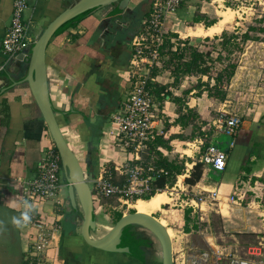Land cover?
Segmentation results:
<instances>
[{"label":"crops","instance_id":"1","mask_svg":"<svg viewBox=\"0 0 264 264\" xmlns=\"http://www.w3.org/2000/svg\"><path fill=\"white\" fill-rule=\"evenodd\" d=\"M151 1L132 0L126 10L116 11V4L90 12L76 27L67 28L54 35L47 46V78L52 107L63 135L66 131L69 135L71 133L74 135L73 138L70 137L69 142L65 135L64 137L79 158L88 181L96 177L100 169H112L113 165L126 158L117 146L114 136L117 127L111 123V116L125 100L128 91L127 68L130 40L139 28L141 20L148 14ZM214 1L183 0L169 25L178 27L180 24L192 21L206 30L218 23L220 11L225 10L213 12L209 6ZM71 3L72 0H27L28 8L24 13L23 21L32 42L42 28ZM12 6L13 0H0V44L10 23ZM196 19L199 22H196ZM213 20L215 22L212 25L208 27L205 25L206 22ZM228 23L230 21L222 24L220 32L212 36L195 37L219 38ZM181 34L186 39L192 37L191 35L184 37V32ZM172 45V49H175L180 43L175 41ZM19 64L23 65L18 60L6 61L0 52V264L23 263V248L34 230L18 228L12 223V218L19 215L20 208L13 205L21 201L23 182L35 176L37 163L49 139L46 124L28 85L13 84L21 78L15 71ZM155 75L157 87H162L170 93V96L164 97L162 101H157L154 121L156 130L163 131V128L168 125L167 130L162 134L165 138L171 134L184 136V138H173L169 143L171 149L162 151H165L167 155H176L177 153L173 154L171 151L173 144L175 142L183 144L187 141L183 133L188 127L191 128V135L192 125L184 128L175 123L179 115L178 109L181 108L185 112L184 108L187 105L195 114L193 124L196 125L197 119H200L201 124L208 127L210 125L208 128L210 138L204 142H208V146L219 145L222 148L225 146L223 150L227 153L224 171H218L207 165V168L203 169L200 182L191 187V190L196 188L197 191L216 190L218 200L202 203L200 210L190 208V216L196 221L199 218L203 219V216L209 219L208 214L213 211L219 214L224 222L232 224L234 229L240 228L236 232L257 233L259 229L257 208L264 205L260 202L264 192V105L251 104L254 108L248 109L244 116L240 112L237 113L242 117V124L231 146L232 137L225 134H211V122L214 118L210 116L209 105L215 101V98L208 95L204 85L201 88L197 86L198 80L202 83L209 82L207 75L186 74L176 79L172 71H168L164 76L160 68ZM187 77L196 78V85H190ZM210 82L212 85L213 80ZM176 99L181 103H177ZM225 102L221 103L218 112L225 111L231 114L237 112L229 110L228 107V109L225 108ZM197 127L200 131L203 130L202 132L206 131V126ZM111 131L114 134H111ZM197 135L193 139H196ZM204 135L207 134L204 132ZM221 135L227 138L223 139ZM254 147L257 150L256 154L252 153ZM179 149L178 151L183 153L181 156H186L184 157L185 167L183 172L176 176L175 185L183 186L193 167L191 159L199 150ZM186 163L190 166L188 175L184 173ZM62 180L65 182L63 176ZM238 191L249 193L246 204L237 205L228 201V197L235 195ZM62 196L64 204L61 207L54 206L50 202L40 205V212L48 222L52 223L56 216H60V232L56 234L54 249L49 252L51 264H161V259H149L148 248H145L146 259L140 260L131 254L110 253L107 255L106 252L86 245L80 237V226L77 227L81 215L65 210L66 187L62 191ZM107 199L111 200L114 197L95 201L94 213L99 215L98 217H101L100 214L106 209L104 206L107 204L104 200L107 201ZM110 207L114 209L113 206L110 205ZM106 210L107 214L104 216L105 220H108L110 210ZM116 212L121 211L113 213L114 221L110 223L107 221L104 225L106 231L98 237L108 232L117 221ZM166 218L169 224L177 222L180 229L178 232L182 233L179 238L187 240L194 228L190 225V231H184V212L182 219L173 215H167ZM137 232L140 233V231ZM205 240L215 251V255L218 253L222 256L225 246L216 244L212 236L205 237ZM181 249L183 248H180L178 252ZM172 254L173 264H178L179 255H175L174 243H172ZM214 262L216 263L213 264H217L218 260Z\"/></svg>","mask_w":264,"mask_h":264},{"label":"built area","instance_id":"2","mask_svg":"<svg viewBox=\"0 0 264 264\" xmlns=\"http://www.w3.org/2000/svg\"><path fill=\"white\" fill-rule=\"evenodd\" d=\"M182 1L152 0L148 14L141 20L139 28L131 37L127 68L128 91L125 100L111 116V123L117 127V132L114 134L111 131V134H114L117 146L126 158L113 165L112 169H100L96 177L89 181L94 204L98 199L114 197L119 201L120 207L129 208L130 202L161 190L154 188L153 181L159 174L166 172L151 162H141V154L158 133L163 134V131H157L154 125L157 111L154 85L157 80L153 72L162 67V47L165 41L168 39L171 43L179 41L176 34L183 38L177 25H169ZM27 8V0H13L10 23L0 44V52L6 61L17 60L21 54L27 56L32 45L23 21ZM241 124L242 117L239 114L220 111L212 120L211 128L214 133L232 137L233 141L230 145L233 146ZM47 137H49L48 143L42 150L35 176L22 184L21 201L33 206L30 222L24 227L34 230L24 245L22 264H51L49 252L55 247L53 243L61 227L60 216H56L54 222L50 223L40 212V205L45 202H50L54 206H63L62 191L67 187L61 176L59 153L48 131ZM188 144L199 150L204 144V139L199 137ZM201 160L218 171H224L227 153L219 145H211L206 148ZM189 169L190 166L186 163V175ZM244 198L245 192L238 191L228 197V201L242 205ZM217 200L216 190H202L194 192L185 205L186 208L200 210L202 203ZM257 209L264 230V205L258 206ZM21 211L22 209L19 208V214ZM179 252L178 264H208L209 253L206 250L201 251L190 246ZM253 255L251 252L243 256L236 253L227 254V264H263L262 260L254 258ZM216 256L215 261L219 260L221 255L217 253Z\"/></svg>","mask_w":264,"mask_h":264},{"label":"rangeland","instance_id":"3","mask_svg":"<svg viewBox=\"0 0 264 264\" xmlns=\"http://www.w3.org/2000/svg\"><path fill=\"white\" fill-rule=\"evenodd\" d=\"M209 7L213 10V12L214 10H223L227 7L235 11V13L233 14L234 17L232 21H230V23H228V25H226L225 27L229 32L235 31L236 33H242L246 30L249 25H261L259 24V20L264 17V0H215L212 4H210ZM221 12L222 11H220V13ZM196 26L197 25L192 21H188L186 23L180 24L177 29L182 33H185L188 28H194ZM253 34L254 33H252V35ZM176 35L177 38H179V41H181V43L184 41L188 42V45L186 47H194L204 52H210L212 59H215L219 51L222 52V55H227V53L220 46V42L218 39H204L203 37H195L191 35L192 37H188L187 39L184 38L185 40H183V38L179 37V34ZM260 36L263 37L262 41H249L247 43H242L241 40H237L239 43V48H230L234 51L231 60L237 62V69L231 80L225 82L222 86V91L226 94L225 100L219 101L215 99V101L212 102L211 105H209V112L212 118H215L219 114L218 109L221 106V103H224L226 100L227 102H225V108L228 107L229 110H233V112L237 111L236 113L240 112L243 116L248 109L254 108V106L251 104L264 105V34H260ZM190 52L191 51L188 49L185 53V57L187 60L190 58ZM166 57L167 56H165L164 59H166ZM226 63H228V60L222 59L221 61H216L213 65H211L210 76H215L221 69H223ZM172 67L173 66H171V68H165L163 66L162 60V67L160 68V70L164 72V76H166V73L168 71H171ZM187 79L190 85H196V78L187 77ZM186 98L187 97L185 96V99ZM196 125L200 127L206 126V131L204 132L207 135H197V138L203 137L204 141H208V139L210 138V136H208L210 135L208 134L210 133V130L208 129L210 128V125L208 127L207 125L201 124L200 119H197ZM190 132L191 128L188 127V129L185 130V132L183 133L186 135L185 140L187 141H185L183 144L175 142L172 146L171 151H173V154L177 153L176 155H179L181 159H185L184 157L186 156H181L183 155V153L181 151H178L180 150L179 148H189L191 150L196 149V147L189 146L188 144L193 143L195 140L187 139V137H189L190 135ZM212 133L214 134V131L211 129V134ZM221 137L223 139L227 138L225 135H221ZM223 147L225 148V146ZM202 153L203 151L200 148L199 152H196L191 160H197L199 155H201ZM175 184L172 187H168V189H165L166 191H168V195L166 193L165 194L170 197L168 203L163 205L162 209L153 212L152 215H154L157 219L165 220L166 226L172 229L173 236L171 239L172 243H174L176 256L180 254V252H178L180 248L186 250L193 245L201 251H208V264L216 263L214 262V260L217 259L215 251L212 250V248L209 246V244H207L205 240V237L212 236L214 237V241L216 244L226 247L224 248L225 250H223V254L218 260L217 264H227L226 255L229 253H236L243 256L248 255L249 252L254 254V258L262 260L264 264V230L262 227V221L261 217L259 216V213L257 214V223L259 224V229H257V233H253L250 231L236 232V230L240 228L234 229V226L232 224H230L229 222H224L219 214H216L215 212L211 211L208 214L209 219H207L206 216H203V219L199 218V220L197 221L198 228L191 230L190 236L187 238V240H181L179 237L182 235V233L178 232L180 229L177 225V222H175L174 224H169V221L166 216L173 215L174 217L182 219L184 209L187 207L185 205V202L187 201V199L191 198L193 193L197 190L196 188L195 190H191V187L187 186L186 183H184L183 186L182 184L179 186H176ZM104 203L107 204L104 206V208L110 210V218H108V220H105L106 217L104 216V214H107L106 209V211L104 210L102 214H100L101 217H98L99 215H96L97 229L92 233L93 237H98L106 231L104 225L107 224V221L109 223L114 221L113 213L115 211H121L122 213L127 214L133 210L132 208H127L126 206L120 207V203L116 198L111 200L107 199V201L104 200ZM108 204L113 206L114 209H112ZM195 215L197 214L195 213ZM135 229L137 231H140V233L144 234L151 240L152 244L148 248V253L150 255L149 259H161V246L157 238L143 227L135 226ZM108 254L110 253H107V255Z\"/></svg>","mask_w":264,"mask_h":264},{"label":"water","instance_id":"4","mask_svg":"<svg viewBox=\"0 0 264 264\" xmlns=\"http://www.w3.org/2000/svg\"><path fill=\"white\" fill-rule=\"evenodd\" d=\"M132 0H72V3L52 18L32 42L28 55H19L22 62L15 71L21 76L15 84L26 83L38 107L47 130L60 156L61 174L67 183V200L65 210L79 213L81 220L80 237L84 243L96 250L106 253L129 254L128 246H121L123 230L128 225L140 226L151 232L161 246V264H173L172 240L167 229L153 215L133 211L123 214L101 237L95 238L92 233L97 229L94 213L93 193L86 178L85 170L72 148L66 141L59 125L56 113L49 96L46 49L56 31L68 20L86 12L116 5L120 10H126Z\"/></svg>","mask_w":264,"mask_h":264},{"label":"trees","instance_id":"5","mask_svg":"<svg viewBox=\"0 0 264 264\" xmlns=\"http://www.w3.org/2000/svg\"><path fill=\"white\" fill-rule=\"evenodd\" d=\"M119 8L117 6L116 11H118ZM91 11H86L70 20L65 22L55 33L59 34L61 31L67 29V28H73L76 27L87 14H89ZM199 19V18H197ZM196 19V22H199V20ZM215 22L209 21L206 22L205 25L208 27L212 25ZM259 24L261 25H249L245 31L242 33H236L235 31L229 32L226 28L223 29V31L220 34V37H215V39L219 40V44L222 47V49L227 53V55H222V52L219 51L215 59H212L210 52H204L201 50H198V48L194 47H186L188 45L187 41L182 42L183 45H178L175 49H172L173 45L171 41L166 40L163 47H162V60H163V66L165 68H171L172 67V73L174 77L177 79L178 76H184L186 74H195V75H207L208 76V83H202L200 80H198V88H201L203 85L206 87V90L208 92V95L211 97H214L215 99L219 101L225 100L226 94L222 91V86L225 82H228L232 76L235 74V71L237 69V62L232 61L231 57L234 54V51L230 48H239V43L237 40H241L242 43H247L249 41H262V38L260 34H264V17H262L259 20ZM262 22V23H261ZM252 33H254L252 35ZM174 36H176L174 34ZM181 43V41H179ZM190 50V58L186 59V51ZM166 59H164V57ZM209 59V60H208ZM222 59L228 60V63H226L214 77L210 76V69L211 65H213L216 61H221ZM209 62V64H208ZM158 69H155L153 72V75L157 74ZM210 80H213V84L211 85ZM158 85H154V93L156 96L157 101H162L164 97L170 96L168 91L164 90L162 87H157ZM177 103H181L180 100L176 99ZM185 112L181 108L178 109V118L175 120V123L180 124L182 127L186 128L188 125H192V133L189 140H192L197 134L201 136H205L204 132L200 131L199 127H197L195 124H193L195 120V114L194 112L185 105L184 108ZM166 125L163 128V131L167 130ZM197 130V131H196ZM66 136L68 142L70 137L73 138L74 135L71 133L68 134V131L64 133ZM181 137L184 138V136H176V135H169L168 138H165L162 134L158 133L157 136L149 142L144 151L141 154V162L148 163L151 162L157 167L161 168L163 171L166 172V174L161 173L159 176L153 181L154 188L161 189L160 191L164 190L165 187H172L176 182V176L181 174L183 172V169L185 167V161L184 159H181L179 155H167V153H164L162 150H170V141L173 138ZM257 147V144L255 145ZM208 147V142H204L203 146L201 147L203 153ZM253 149V154H256L255 148ZM199 155L197 160L193 161V167L190 172L189 177L185 179V183L187 186L192 187L195 186L197 183L200 182L202 175H203V169L207 168V165L204 164L201 160V156ZM252 155V154H251ZM249 170V169H248ZM155 193L152 192L151 195L142 197L143 199H150ZM249 193L245 194L244 198V204H246L249 200ZM262 204H264V192L261 197ZM134 211V210H132ZM191 209L185 208L184 209V219H185V225H184V231L189 232L190 231V225L192 228L197 229V221L190 216ZM122 216L121 212L115 213V219L118 220ZM151 240L143 235H141L139 232L136 231L135 226L128 225L123 230L122 235V241L121 246H128L130 249L129 254L136 256L140 260L146 259V250L145 248H149L151 246Z\"/></svg>","mask_w":264,"mask_h":264},{"label":"bare ground","instance_id":"6","mask_svg":"<svg viewBox=\"0 0 264 264\" xmlns=\"http://www.w3.org/2000/svg\"><path fill=\"white\" fill-rule=\"evenodd\" d=\"M234 13H235V11L233 12L230 8H227L220 13V19H219L217 24L210 26L206 30H203V28L201 26H198V25L194 28L193 27L188 28V30H186V32L184 34V37H186L187 35L212 36V35L220 32L222 24L227 23L228 21H232ZM180 178H182V177H180ZM167 192L168 191H166V190L158 191L150 199L138 198V199L134 200L132 203H130L129 207L134 209L138 213H145L148 215H152L153 212L162 209V206L165 205L166 203H168L170 197L167 196L168 195ZM158 220L160 221V223L162 225H164L166 227L170 238H172V236H173L172 229L166 226L165 220H162V219H158Z\"/></svg>","mask_w":264,"mask_h":264},{"label":"clouds","instance_id":"7","mask_svg":"<svg viewBox=\"0 0 264 264\" xmlns=\"http://www.w3.org/2000/svg\"><path fill=\"white\" fill-rule=\"evenodd\" d=\"M13 207H20L22 211L18 216L12 218V223L18 228L26 226L30 222L33 206L26 201H20L14 204Z\"/></svg>","mask_w":264,"mask_h":264},{"label":"flooded vegetation","instance_id":"8","mask_svg":"<svg viewBox=\"0 0 264 264\" xmlns=\"http://www.w3.org/2000/svg\"><path fill=\"white\" fill-rule=\"evenodd\" d=\"M131 212H133V211H131Z\"/></svg>","mask_w":264,"mask_h":264}]
</instances>
